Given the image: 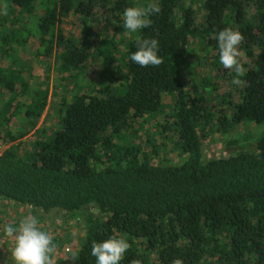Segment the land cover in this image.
Listing matches in <instances>:
<instances>
[{
	"label": "trees",
	"instance_id": "trees-1",
	"mask_svg": "<svg viewBox=\"0 0 264 264\" xmlns=\"http://www.w3.org/2000/svg\"><path fill=\"white\" fill-rule=\"evenodd\" d=\"M148 3L0 0V96L9 95L0 123L21 110L27 96L31 126L47 108L48 87L29 91L24 48L33 35L40 38L44 57L54 59L63 73L92 70L100 79L95 85L90 81V90L79 87L64 98L58 127L38 130L27 157L14 144L0 152V197L33 211L81 212L78 264H95L91 243L109 236L130 244L120 264H264V135L256 151L209 160L202 141L209 131L264 124V0H159L161 12L151 26L126 34L123 11ZM196 3L205 10L199 26ZM31 18L37 20L34 29ZM67 20L79 27L77 35L62 31ZM226 27L242 33L240 48L249 59L241 64L239 87L233 84L239 98L231 91L230 99L225 97L230 112L211 106L207 86L215 83L202 79L192 89L185 84L191 38L202 37L215 51L216 34ZM138 37L159 40L160 65L140 67L129 59ZM214 63L222 67L217 59ZM166 94L173 98L170 113L163 111ZM213 112L219 114L215 120ZM150 121L174 140L186 156L182 163H155L160 151L154 135L144 141L151 147L147 151L130 139L138 136L137 123L141 128Z\"/></svg>",
	"mask_w": 264,
	"mask_h": 264
},
{
	"label": "rangeland",
	"instance_id": "rangeland-1",
	"mask_svg": "<svg viewBox=\"0 0 264 264\" xmlns=\"http://www.w3.org/2000/svg\"><path fill=\"white\" fill-rule=\"evenodd\" d=\"M195 7L197 8V24L199 26L204 21L205 10L201 7V3H196ZM36 21V18H34L29 22L33 29ZM61 28L64 33L74 36L79 31V27L70 20L61 24ZM112 33L114 32L108 30V34L112 35ZM125 36L128 37V35ZM117 38L121 39L120 36H117ZM41 47L40 38L35 35L31 36L25 44L24 58L31 71L29 75L32 76L29 91L32 92L43 87L49 88L47 108L44 110L42 116L36 120L35 126H31L25 114L26 106H24L29 103L30 98L28 96L22 98L21 104L23 108L17 110L8 122L0 123V152L14 144L17 146L19 153L23 157H27V154L32 151V143L36 139V132L38 130L47 128V133H50L58 127L62 117L60 110L64 98L70 99L72 91H75L79 87L84 89V91L90 90L93 87V83L90 81L94 82V85L95 82L100 81L98 75L92 70H86L83 74H78L79 76L70 75L67 72L63 73L60 70L59 64L54 62V59L48 60L44 57ZM239 50V64L249 62V59L243 54L244 50L240 48V45ZM190 51L189 62L185 69L186 87L192 89L202 79H205L206 84L210 81L215 83V88L213 85L207 86L211 90L209 94L211 106L214 105L217 108L224 106L230 112L231 105L227 101L231 97L230 91L235 93V98H239V93L235 89L236 86L232 83L233 78H228L227 75L223 74V71L226 70L234 76V70L225 69L219 62V56L218 58H214V55H219L218 51H214L211 47L208 49L206 41L202 37L191 38ZM215 59L222 66L221 68H217V65L214 63ZM199 91H202V87ZM6 96L7 92L6 94L2 93L0 96V112L2 111ZM225 97H227V100ZM164 104L166 107L163 111L170 113L173 108V98L171 95L166 94L164 96ZM213 115L214 117L211 116V119L215 120V115L218 116L219 114L218 112H213ZM156 119L157 121H161L164 119V115L159 113ZM155 122L150 121L145 123L141 128H137L141 125L137 123L138 136L135 138L132 136L134 134H131L130 139L132 140L133 138L134 140L136 139V143H142L144 150L147 151L151 147L147 145L148 143L145 144L144 141L148 135H154V141L160 151L154 158V162L164 164L182 163L186 156L181 154V150L175 146L174 140L169 137L165 138L160 134ZM6 130L10 131L13 136H16L14 141L12 139L11 141L9 140V136L5 134ZM27 130H29L28 134L18 137L21 132ZM263 135L264 124H256L254 122L242 123L229 131H209L202 139L204 158L209 160L241 151H256L258 140ZM25 215L37 216L41 221V227L49 231L54 237L53 264H78L77 253L84 235V223L81 212L67 213L59 209L49 212L42 210L33 211L30 206L0 197V225L14 223ZM0 233L2 234V230H0ZM6 240L8 243L4 244L3 242ZM11 247L12 244L6 237L0 239V264H13L10 256Z\"/></svg>",
	"mask_w": 264,
	"mask_h": 264
},
{
	"label": "clouds",
	"instance_id": "clouds-1",
	"mask_svg": "<svg viewBox=\"0 0 264 264\" xmlns=\"http://www.w3.org/2000/svg\"><path fill=\"white\" fill-rule=\"evenodd\" d=\"M161 12L159 0H149L145 7H127L121 14L122 27L126 34H136L149 28L152 17ZM244 37L241 32L230 27L221 29L216 34L217 51L220 64L228 70H234L232 83L240 85L239 77L243 69L238 62L239 45ZM160 43L156 38H137V50L129 59L140 67L158 66ZM2 235L12 244L10 256L13 264H53L54 237L41 227L37 216L25 215L14 223L0 225ZM130 244L124 237L109 236L106 239L93 241L90 246L95 264H120ZM138 264V262H133ZM174 264H180L175 261Z\"/></svg>",
	"mask_w": 264,
	"mask_h": 264
}]
</instances>
